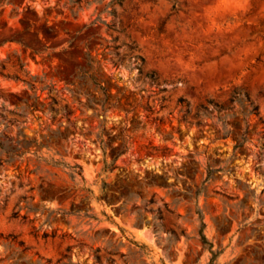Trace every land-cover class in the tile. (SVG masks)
Returning a JSON list of instances; mask_svg holds the SVG:
<instances>
[{"label":"rangeland","instance_id":"1","mask_svg":"<svg viewBox=\"0 0 264 264\" xmlns=\"http://www.w3.org/2000/svg\"><path fill=\"white\" fill-rule=\"evenodd\" d=\"M66 1L0 0V264H264V0Z\"/></svg>","mask_w":264,"mask_h":264},{"label":"trees","instance_id":"2","mask_svg":"<svg viewBox=\"0 0 264 264\" xmlns=\"http://www.w3.org/2000/svg\"><path fill=\"white\" fill-rule=\"evenodd\" d=\"M101 1L102 0H84V2H83L82 0H67L65 5L68 7L71 14L73 16H75V14L82 8V3H84L83 7H88L91 3H94V2L100 3ZM122 2H123V0H110L109 3L105 7H111L110 14L115 16L114 6H116V5L120 6L122 4ZM93 23H91V24H93ZM1 45H2V42H0V46ZM241 96H243L246 99V101H248L249 104H251L248 96L245 93H241V92H234L233 101L234 100L241 101L240 100ZM180 101L182 102V100H180ZM256 110H257V108L252 106V112L256 111ZM201 241L204 245L207 244L206 238L202 234H201ZM210 248H211V245H209V249Z\"/></svg>","mask_w":264,"mask_h":264}]
</instances>
